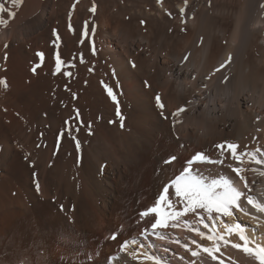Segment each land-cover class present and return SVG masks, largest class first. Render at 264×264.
Here are the masks:
<instances>
[{
	"label": "bare ground",
	"instance_id": "bare-ground-1",
	"mask_svg": "<svg viewBox=\"0 0 264 264\" xmlns=\"http://www.w3.org/2000/svg\"><path fill=\"white\" fill-rule=\"evenodd\" d=\"M0 2L17 13L0 14L9 21L0 25V78L9 85L0 86V264H141L121 251L133 237L166 264H258L230 244L213 260L191 240L212 242L183 224L144 240L154 217L139 214L192 154L216 158L213 146L225 140L238 151L264 150V0ZM69 120L79 149L61 135ZM243 167L261 166L245 158ZM244 175L255 193L264 190V177ZM240 222L252 235L256 222ZM255 235L264 236V225Z\"/></svg>",
	"mask_w": 264,
	"mask_h": 264
},
{
	"label": "snow or ice",
	"instance_id": "snow-or-ice-1",
	"mask_svg": "<svg viewBox=\"0 0 264 264\" xmlns=\"http://www.w3.org/2000/svg\"><path fill=\"white\" fill-rule=\"evenodd\" d=\"M10 2L13 6L23 4V0H10ZM187 2L188 0H184L185 5ZM158 3H162V0H158ZM74 9L75 4L73 5ZM89 10L95 13V4ZM5 12L12 18H15L17 15L16 11L7 9L5 4L0 2V14ZM184 12L185 8H180L181 15ZM168 15H171V13L169 12ZM69 18H71V13L69 14ZM8 22L7 19L0 15V25H7ZM141 23L145 22L141 21ZM69 28L71 30V24H69ZM94 31L93 29V33ZM84 35H88L87 22H85ZM58 39L59 36L57 35ZM92 51L95 54L94 42ZM38 55L43 60V53H39ZM231 59L232 56L229 54L228 59L224 64L220 65V68L225 67V64L230 62ZM81 62H83L82 54ZM63 63L64 61L61 60L59 53H57L56 72L61 71ZM70 66L74 67V64ZM219 70L218 68L217 71ZM32 71L35 72L36 68L34 67ZM65 75L71 76L72 73L66 72ZM0 86L4 89L9 87L7 78H0ZM104 86L108 95L116 104V115L119 117L120 126L123 128L124 117L120 111L117 94L107 84ZM155 100L157 106L163 110L165 105L161 100L160 94L156 95ZM74 111L76 114L75 118L79 120V110L75 109ZM184 111L183 107L178 108L173 115H179ZM80 123H83L82 120ZM65 125L66 127L61 135L66 131L67 135L75 140L76 148L79 149L80 141L72 135L73 131L78 132L79 128L74 127L71 120L66 121ZM213 148L216 158H213L211 152H197L186 161V166L182 168L178 175H175L163 184L155 203L140 213L141 219L150 215L154 217V222L151 223L150 229H144L140 235L144 240H148L149 235L162 240L166 235L164 230L175 229L183 224L189 231L195 232L201 239L212 242L211 247H203L198 244L197 240H191V244L197 245L198 249L202 248V251L208 253L213 260L218 259L215 253L220 252L222 245L227 246L230 244L233 248L242 250L247 256L254 257L258 261V264H264V236L258 238L255 235L261 225H264V220H261V217L258 215H252L248 208V206H251L256 213L264 215V190H260L258 194L255 193L246 175H244L246 171H253L264 177V150L258 147L254 151H248L245 146L244 150L238 151L240 148L239 143L228 140L215 144ZM245 158L261 167L244 168L243 163ZM174 160H176V157L172 156L165 163H171ZM226 161L228 162L226 163ZM194 165H204L205 168L194 167ZM213 168L215 171H213ZM222 168H226L228 171L221 170ZM36 189L37 191L40 189L38 181H36ZM60 207L63 209V205ZM190 215L196 218L195 222L185 219ZM241 216L249 217L250 220L256 222V227L251 229L252 235L249 234V228L240 222ZM201 225L207 231H202ZM232 236L238 237L239 242L233 241L231 239ZM111 239L115 240L116 234H113ZM176 242L179 243V241ZM131 246L136 247L130 251ZM151 247H155V245H149V248ZM183 247L187 251H190L194 257L199 254L198 251H193L187 243ZM140 249H145V245L135 237L125 240L121 244V251L131 256L133 260L141 261V264H143V261H151L153 264H166L160 256L152 254L148 250L141 252ZM164 251H167V249H164ZM220 264H224V261L221 260Z\"/></svg>",
	"mask_w": 264,
	"mask_h": 264
},
{
	"label": "rangeland",
	"instance_id": "rangeland-1",
	"mask_svg": "<svg viewBox=\"0 0 264 264\" xmlns=\"http://www.w3.org/2000/svg\"><path fill=\"white\" fill-rule=\"evenodd\" d=\"M192 156H193V154H192ZM188 157V156H187ZM146 205H144V206H140V208H143V207H145ZM140 213V212H139ZM140 215V214H139Z\"/></svg>",
	"mask_w": 264,
	"mask_h": 264
}]
</instances>
